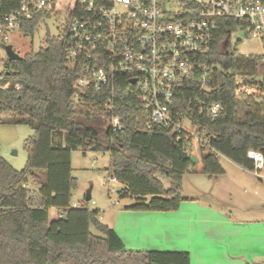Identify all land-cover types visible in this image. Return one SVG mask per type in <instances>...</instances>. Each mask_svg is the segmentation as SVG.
<instances>
[{
    "label": "trees",
    "instance_id": "1",
    "mask_svg": "<svg viewBox=\"0 0 264 264\" xmlns=\"http://www.w3.org/2000/svg\"><path fill=\"white\" fill-rule=\"evenodd\" d=\"M19 5L20 0H0V11L10 13ZM39 18L26 21L21 31L33 35ZM239 24L232 18L218 21L204 57L214 70L206 80L211 89L202 91L203 79L196 75L175 94L173 112L189 115L197 128L184 148L198 156L196 163L179 155L172 128L148 127L149 112L129 78L117 79L114 90H85L74 101L78 71L64 60L61 35L48 33L45 47L5 60L11 87L0 89V122L27 124L34 134L24 144L23 170L0 155V264H191L187 251L127 248L103 223L102 211L89 208L87 195L73 207L72 152H109L106 172L124 184L118 194L134 201L125 206L131 211L178 210L188 199L182 193L184 175L217 178L225 173L220 156L256 170L248 152L264 154V54L233 48L231 36ZM240 79L260 93L237 94ZM190 98L203 101V107L189 105ZM216 102L222 107L213 117L208 106ZM112 117L120 119L121 129L109 124ZM30 177L37 189L28 186Z\"/></svg>",
    "mask_w": 264,
    "mask_h": 264
},
{
    "label": "built area",
    "instance_id": "2",
    "mask_svg": "<svg viewBox=\"0 0 264 264\" xmlns=\"http://www.w3.org/2000/svg\"><path fill=\"white\" fill-rule=\"evenodd\" d=\"M36 15H40L39 24L52 15L66 16L58 36L64 37L65 62L78 71L74 101L85 90L109 86L114 90L117 79L129 78L149 112L148 127L172 128L177 143H184L183 149L189 136H197V128L189 115L173 112L175 94L185 80L196 75L203 79L202 91L211 89L206 80L214 70L204 57L219 19L239 20L237 30L264 46V0H20L14 11H0V45L9 32L21 30ZM7 71L0 69V89L11 87ZM236 83L237 94L260 93L257 86L242 79ZM202 102L189 99V105L203 107ZM221 107L216 102L208 111L216 117ZM111 125L122 128L118 117L111 118ZM248 157L256 171L264 169L262 152L250 150ZM103 186L118 192L124 184L108 175ZM0 209H4L1 202Z\"/></svg>",
    "mask_w": 264,
    "mask_h": 264
},
{
    "label": "crops",
    "instance_id": "3",
    "mask_svg": "<svg viewBox=\"0 0 264 264\" xmlns=\"http://www.w3.org/2000/svg\"><path fill=\"white\" fill-rule=\"evenodd\" d=\"M226 162L231 171L224 164V174L209 177L215 183L213 201L187 194L183 179L182 193L188 199L176 211H131L125 206L120 209L112 227L126 247L187 251L191 264H264V169L250 171L228 158ZM226 176L229 187L218 192L220 178ZM245 182L250 186L245 188ZM194 187L198 194L203 193L196 184ZM240 189L244 201L236 194ZM226 204L240 215L224 208ZM254 211L257 212L252 215Z\"/></svg>",
    "mask_w": 264,
    "mask_h": 264
},
{
    "label": "rangeland",
    "instance_id": "4",
    "mask_svg": "<svg viewBox=\"0 0 264 264\" xmlns=\"http://www.w3.org/2000/svg\"><path fill=\"white\" fill-rule=\"evenodd\" d=\"M60 11V7L58 8ZM66 16L52 15L50 18L42 21L34 34H26L21 30H13L7 34V40L4 45H0V69H5V60L8 58L5 50V45H12L14 50L24 56L31 51H37L42 47H45V37L49 33L50 35L58 36L63 29ZM231 44L233 48H236L243 54L261 53L264 54V46L262 41L257 38L252 40L248 39L245 32L236 30L231 36ZM11 82V81H10ZM106 124L108 120L102 118ZM111 121L109 122V124ZM186 127L189 126V122H186ZM34 134V130L27 124H14L8 122H0V155L3 156L16 170H23L27 163L28 153L24 147L25 141ZM226 157L220 156V160L225 168L228 169ZM110 153L109 152H96L91 150H85L79 148L72 152V175L76 178V187L73 190L72 203H82L87 195V192L91 189V199L89 200V208L101 209L103 223L114 226L117 221L118 212L120 209H124V206L132 204V199H120L119 194L116 191H109V189L103 186V180L108 178L106 168L109 165ZM225 168V170H227ZM231 171V168L228 169ZM222 182L219 184L218 192H223L225 188L228 189L230 179L220 178ZM254 179V178H251ZM166 186H169V180L164 179ZM29 187L33 189L38 188V184L30 177L27 181ZM194 184L203 190V193L198 194L195 191ZM243 186L246 188L249 182H245ZM243 187V189H244ZM184 190L187 194H196L205 202L213 201L212 189H215V183L210 180L208 175L205 174H193L186 173L184 175ZM121 189V187H119ZM239 200H243L241 189L238 191ZM245 196V194H244ZM242 197V198H241ZM95 201V203H92ZM244 201V200H243ZM244 203V202H239ZM227 210H233L234 215H240L232 205L226 204ZM254 211V214H256ZM242 214V213H241Z\"/></svg>",
    "mask_w": 264,
    "mask_h": 264
},
{
    "label": "water",
    "instance_id": "5",
    "mask_svg": "<svg viewBox=\"0 0 264 264\" xmlns=\"http://www.w3.org/2000/svg\"><path fill=\"white\" fill-rule=\"evenodd\" d=\"M5 50L7 53V57L11 60H17L21 56L19 53H17L12 45H6ZM177 151L179 155L184 159H189L190 161L196 163L199 161V158L197 155H194L186 150H184L179 144H176ZM91 199V189L87 192V200L89 201Z\"/></svg>",
    "mask_w": 264,
    "mask_h": 264
}]
</instances>
